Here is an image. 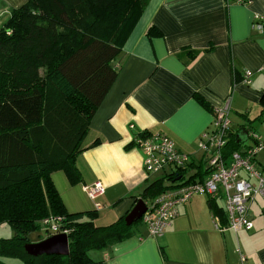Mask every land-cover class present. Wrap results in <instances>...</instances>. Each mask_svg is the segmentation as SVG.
Listing matches in <instances>:
<instances>
[{"label":"crops","instance_id":"0c3cea01","mask_svg":"<svg viewBox=\"0 0 264 264\" xmlns=\"http://www.w3.org/2000/svg\"><path fill=\"white\" fill-rule=\"evenodd\" d=\"M25 2L0 0V28ZM255 13H264V0L148 2L114 61L119 74L91 118L86 149L76 159L81 180L72 184L63 171L52 174L69 211L97 209L98 225L130 212L148 178L143 151L128 147L142 130L169 135L192 156L189 173L200 166L204 174L198 139L213 129L215 111L227 101L232 134L248 130L239 150L253 145L251 130L264 135V33L253 27ZM151 26L162 34L149 35ZM256 161L264 172V149ZM97 181L105 191L91 198L83 188ZM209 201L197 194L181 204L159 237L135 225L130 237L100 249L98 258L107 264H264V200L258 197L250 207L253 229L238 231L216 228Z\"/></svg>","mask_w":264,"mask_h":264},{"label":"trees","instance_id":"16d2710c","mask_svg":"<svg viewBox=\"0 0 264 264\" xmlns=\"http://www.w3.org/2000/svg\"><path fill=\"white\" fill-rule=\"evenodd\" d=\"M149 1L27 0L0 28V224L14 230L12 237H0V264H7L3 256L24 264H107L88 251L130 237L135 225L144 224L141 217L128 225L125 214L98 225L97 209L69 211L52 174L63 171L72 184L81 180L76 159L86 149L91 118L119 74L114 61ZM148 34L162 32L151 26ZM238 133L230 131L226 156L240 149ZM133 146L134 139L128 147ZM194 163L147 178L141 198L152 202L166 190L204 178L209 168L206 174L200 166L189 173ZM219 201L209 202L225 225ZM57 216L70 229L69 254H29V234Z\"/></svg>","mask_w":264,"mask_h":264},{"label":"built area","instance_id":"2783aa9c","mask_svg":"<svg viewBox=\"0 0 264 264\" xmlns=\"http://www.w3.org/2000/svg\"><path fill=\"white\" fill-rule=\"evenodd\" d=\"M237 3L247 4L250 0H236ZM253 27L264 33V13H255ZM264 73V62L259 68ZM244 81L249 83L250 71H246ZM232 130L229 116V102L215 111L212 130L204 131L198 139V149L209 158L206 167L209 172L204 178L166 190L154 201L147 203V210L142 215V222L152 237H159L165 233L173 220L179 215L181 204L190 201L197 194H205L212 199H220L226 209L227 223L223 225L215 215L217 229L231 228L251 230L253 220L249 217V210L258 197L264 200V172L258 167L257 153L264 149V135L251 130L249 136L253 145L244 150H236L232 154H225V147ZM140 131L135 135V146L144 153L143 167L146 175L163 174L165 172L178 173L187 169L193 162L188 152L180 150L176 142L169 135L161 132L145 133ZM185 177H188V175ZM181 178V176H178ZM91 198H96L105 191L101 181L83 188ZM97 203V207H101ZM63 218H46L45 230L53 234L70 233V229L63 227Z\"/></svg>","mask_w":264,"mask_h":264},{"label":"water","instance_id":"95a60500","mask_svg":"<svg viewBox=\"0 0 264 264\" xmlns=\"http://www.w3.org/2000/svg\"><path fill=\"white\" fill-rule=\"evenodd\" d=\"M244 133H248L244 128L238 135L242 137ZM147 210V203L143 198H140L136 205L130 210L126 216V222L131 225L135 221L139 220L144 212ZM26 251L34 256L41 254H61L67 255L70 252L69 247V235L67 233H58L46 237L43 240L37 242H28L25 245Z\"/></svg>","mask_w":264,"mask_h":264},{"label":"rangeland","instance_id":"374dc122","mask_svg":"<svg viewBox=\"0 0 264 264\" xmlns=\"http://www.w3.org/2000/svg\"><path fill=\"white\" fill-rule=\"evenodd\" d=\"M208 158H209V156L206 155L205 161H207ZM158 175L159 174H153L150 176L147 175V177L149 180H154ZM13 235H14V230H13V227L9 223L4 222V223L0 224V237L8 238V237H12ZM48 235H49L48 231L40 228L38 230L31 232L29 234V239H30V242L34 243V242L45 239L46 237H48ZM94 252H96V253H94ZM97 252H100V249L92 248L88 251V255L95 260H101L98 258ZM1 259L4 262H6L7 264H24L23 259L18 258V257L3 256V257H1Z\"/></svg>","mask_w":264,"mask_h":264}]
</instances>
